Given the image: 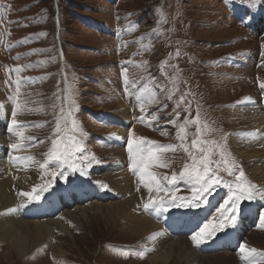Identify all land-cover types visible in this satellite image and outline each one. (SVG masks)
<instances>
[{"label": "rangeland", "instance_id": "rangeland-1", "mask_svg": "<svg viewBox=\"0 0 264 264\" xmlns=\"http://www.w3.org/2000/svg\"><path fill=\"white\" fill-rule=\"evenodd\" d=\"M18 67L19 71L13 70ZM260 83H264V0H0V141L8 151L11 145L20 143L24 154H32L37 159L36 185L43 186L54 180L40 200L30 205H43L57 194L59 212L68 213L76 205L88 207L93 201L121 202L135 194L134 191L127 195L123 191L113 194L105 177L107 173L131 170L128 164H108H113L114 159L107 147L126 149L122 150L123 155L130 162L128 137L118 140L111 135L112 128L101 117L124 108L127 121L120 128L131 131L134 137L164 146L157 153V162L149 166V171L162 184L167 185L164 177L179 175L185 164H191L184 145L197 159L203 155L199 148L208 150L213 161L211 167L221 183L206 200L200 201L199 207L164 205L170 215L197 211L194 218L204 225L218 215L215 209L228 197L227 183H235V175H229L226 167H232L235 162L243 169L246 179L254 183L248 164L251 158L233 155L225 135H234L236 139L231 143L240 141L242 145L237 148L244 150L241 152L244 156L253 151L264 161V124L261 119L253 118L264 117V89L259 87ZM251 101L259 102L260 106H248ZM197 114L199 139L209 143L193 149L191 142L197 139V124L185 125L187 135L183 140L177 133L185 117L191 121ZM13 119L19 121V126L9 131L8 124ZM57 119L60 133L53 131ZM13 133L22 134L20 142L12 138ZM58 136L61 147L80 150L77 155L85 158L86 175L77 171L64 179L59 175L54 179L51 172L58 169L52 162L44 169L39 167ZM92 157L99 162H93ZM224 160L228 161L227 166ZM128 171L123 172L133 182L132 185L125 182L127 188L136 189L131 176L134 171ZM233 171L238 174L235 167ZM121 175L120 172L110 179L118 187L122 179L117 177ZM86 185L89 194L81 198L83 191L78 194V189ZM68 188L69 198L65 199L63 195ZM93 189L103 195L95 198L90 193ZM172 190L178 197L192 194L185 181H176ZM38 193L39 189L34 195ZM137 194L139 198L140 193ZM150 195L167 200L170 193L157 192L154 188ZM27 199L18 198L17 203H25ZM139 201L134 210L138 208L143 213L140 210L143 201ZM250 201L241 202L234 227L225 228L206 241L235 231L232 234L236 240L234 237L230 248L224 245L220 248L221 241L214 245L216 241L211 247L217 250L207 252L198 251L196 245L190 244L199 258L195 264H205L200 260L205 255L219 254L226 249L234 253L235 264H251L248 258L241 260L239 251L241 243L250 249L251 240L261 243L259 248H254L260 255L264 254V223L260 221L264 204L251 208ZM145 213L153 219L165 217L177 223L174 237L182 235L187 227H192L187 236L197 231H194L195 220L181 228L182 221L177 218L167 215L157 218L159 213L154 209L151 214L146 210ZM19 214L20 220L28 217L20 211ZM77 216L72 215L75 221L68 225V232L54 230L40 245L21 258L12 259L11 263L152 264L150 255L161 249H152L145 244L144 237L131 235L120 218L114 217V223L108 224L102 215ZM39 217L35 218L43 219ZM248 217L252 219L247 220ZM55 244L64 251V257L53 252ZM7 248V243L0 242V264L4 263ZM145 249L150 251L141 257L138 253ZM122 251H129V255H122ZM171 257L168 264H186L177 254Z\"/></svg>", "mask_w": 264, "mask_h": 264}, {"label": "bare ground", "instance_id": "bare-ground-1", "mask_svg": "<svg viewBox=\"0 0 264 264\" xmlns=\"http://www.w3.org/2000/svg\"><path fill=\"white\" fill-rule=\"evenodd\" d=\"M262 101L263 100H261V102ZM247 104L250 107L260 106L259 102H252L250 103V105L249 103ZM252 111L256 113V110L252 109ZM124 115L126 117H124ZM127 115L128 114H126L124 108H121L116 113H109L107 115L104 114L103 116H101L102 122L107 124L108 127L112 128L110 132L111 135L114 134V136L118 140L122 138H127L129 136V132H127L128 130L120 128V124L126 123ZM255 116H253V118L261 119V123L264 124V117L262 118L260 115H258L257 117ZM115 124H117L116 128L119 130L113 129ZM16 126L17 125H13L12 122L8 124V127L10 129L9 131H12L11 129ZM21 136L22 134L13 133L12 138L20 142V139H22ZM225 136V138L230 141L236 139L231 133H229L228 136ZM229 142L227 145L233 155L238 156L240 158L242 157V159L249 156V158H251L252 160L248 163L250 165L249 172L251 173L250 177L254 180V183L257 185V189L256 199L250 201L251 208H255L256 204L258 203L264 204V161L262 162L259 160L260 158H262L261 155L259 156V154L257 155L256 152L251 151L247 153L246 156H244L245 154L241 153L244 150L239 151V148H237L242 145L241 143H239L240 141H238V143ZM17 145L18 147L16 149L10 147V150L8 151V149L2 147L4 145H2V142L0 141V210H2V214L0 215V242L8 244V248L6 249L3 257V264H12V259L21 258L30 250H33L35 246L40 245V243L44 241L45 237H48L53 234L54 230H59L60 232H68V225L75 221L74 218H71L72 215H78L80 217L87 218L88 213L104 216V220L108 224H111V222L114 223V220H112V218H120L124 221V228L126 229V231L131 233V235H134L136 237H144L145 244L150 245L152 249L158 248L159 250V248H161L160 251L157 252L154 256L150 255L151 258L149 262L152 264H168L170 257L174 254H177L179 256V259L185 262L186 264H195L199 261L198 254L189 247L190 244H192L193 242L190 239V236H187V233L191 231L192 227L184 228L182 235L174 237V235L172 234H176V232L178 231L177 223L173 222L170 219L168 220L165 217H162V219L158 220L146 215L144 204L148 202V198L151 193H149V190L145 188L144 185L141 183L139 175L137 174L138 171L136 173L133 172V175H131L133 180H135V183L133 184L136 185L137 190L135 189V187L132 186L130 188H127L126 183L130 184L133 181L132 179L126 176V172H123L124 170L128 171L126 169H123V171H119L117 173H107L105 175L106 179L109 181L108 189H113V194L121 193V191H123V193H125L126 195L131 191L135 192L134 195L130 194L126 196L125 199L121 202L115 201L109 202L107 204H101L98 201H93V203L90 204L88 207H80L76 205L72 212L62 213L59 212L61 205L58 201V196L57 194H53L50 200L45 201L43 205L27 204L25 207L22 208L16 206V204H18L17 199L22 197L19 195V193L32 191L33 187L36 186L37 182L35 172V162L37 159L33 156H30L32 154H24L25 151L23 149L22 144L19 143ZM106 149H108V151H113H111V157L114 159L113 164H108H111V166H114L115 164H117V166L118 164L129 165L130 162L127 161L126 158H124L125 155H123V151H126V149L123 150L121 147H107ZM263 151L264 149L262 150V154L264 153ZM14 157H20L22 159H14ZM27 157H32V159H25ZM120 172L122 173V175L121 177L117 178H121L122 181H120V187H118L116 186L115 181H111L110 179L112 176H115ZM86 187L87 185L85 186V188L78 189V194L83 191L80 195L81 198L87 197L89 194L87 192L89 191V189H86ZM69 191V188L65 189V195H67L66 197L69 196ZM90 191H92L93 195H96L97 193L93 192L96 191L94 189ZM99 193L98 195H96V197L100 195ZM137 193H140L139 198ZM139 200H141V202L143 201V207L140 205V210L142 211L143 209V213H140L138 208L134 210L135 205H137L136 202ZM11 208H17L18 210L11 214H5L7 210ZM19 211L22 212V214L24 213L29 218L27 217L24 220H20ZM39 212H42V215L39 214ZM162 212L163 213L158 214L157 218H160L159 216H168V214H171V212H168V209L167 211ZM37 215L43 217V219L35 218ZM154 233H163V235L153 237ZM230 237L231 238H229V240L227 239L225 241L224 239V246L226 248H230L232 246L231 243L234 242L235 235L232 234ZM257 237H260V233L257 234ZM253 242L254 243H252L251 240L250 247L254 248L255 246L259 248V242ZM218 244L219 242L215 243L214 245ZM53 252L58 253L59 255L64 257V251L62 249H59L56 244L53 245ZM260 258L263 260H260ZM200 260H202L205 264H235L236 259L232 250L226 249L224 251H221L219 254L205 255V258ZM247 260H249L248 262H250L251 264H257L258 261H262L261 263L264 264V254L260 255V252L257 251V253L253 254L251 257H248Z\"/></svg>", "mask_w": 264, "mask_h": 264}, {"label": "snow or ice", "instance_id": "snow-or-ice-1", "mask_svg": "<svg viewBox=\"0 0 264 264\" xmlns=\"http://www.w3.org/2000/svg\"><path fill=\"white\" fill-rule=\"evenodd\" d=\"M14 71H19L20 68L13 69ZM19 86L20 81L16 82ZM259 87L264 89V83H260ZM19 91V87L17 88ZM143 91V90H142ZM67 97H65V100ZM183 99V97L181 98ZM246 100L248 98H245ZM20 105L17 104V108ZM144 111L145 109H141ZM63 111V109H61ZM16 115V112L13 111V116ZM177 116H179V112H177ZM189 123L197 124L196 135L197 139L192 140L191 146L193 149H196L198 145L207 144L208 141H202L199 139L200 136V127H199V119L198 114L197 118L191 121L185 117V123L180 126V129L177 133L178 137L183 140L187 133L185 131V125ZM13 125H18V122L13 119ZM56 133L61 132L60 121L57 119V124L55 129L53 130ZM244 135L252 136L251 133H246ZM74 139V138H73ZM13 149L18 147L17 144L11 145ZM164 146H157L156 142L147 140L143 137H134L131 132H129L128 140H127V148L129 154V168L134 172H137L140 178L141 183L145 188L149 190V193L155 188L157 192L163 190L167 193H170V196L167 200L164 197L159 195L157 196H149L148 202L144 204V209L151 211L154 209L156 213H160L161 211H167V208L164 205L167 203L169 206L181 207V208H196L200 206L201 200H206L207 195L214 191V189L221 183V180L217 176L216 170L211 167L213 161L210 159V153L207 149L201 147L199 151L203 153L199 159H197L196 155L189 151L187 145H184V150L189 152L191 157V164H185L183 169L180 171L179 175L173 173L172 177H164L167 181V185L162 184L161 181L156 179V176L150 172L149 166L158 160L157 153L163 149ZM168 147H174L173 145H169ZM80 150L78 148H70V147H61V138L58 136L57 139L52 141V148L46 154V159L43 163L39 164L41 169L47 167L49 162H52L58 169V171L51 172L52 177L55 179L57 175H59L60 179H64L69 175L70 172H80L81 175H86V168L84 167L85 158L82 156H78L77 153ZM223 156V153H221ZM14 159H22L20 157H14ZM25 159H32V157H27ZM80 161V166H77V162ZM92 161L98 163L95 157H92ZM223 163L227 166L228 161L224 160ZM91 166V165H89ZM233 167H235L238 171V174L233 171ZM229 175H235V183H227V187L229 189L228 197L219 204V206L215 209V213L218 215H214L212 219L208 220L202 227L199 228V231L193 232L190 239L193 244L199 246L205 243L209 238L215 236L217 232L228 228L234 227L239 218V213L241 211L240 204L245 200H254L256 199V189L257 185L248 181L245 177V173L242 168H239L233 162L232 167H226ZM176 181H185L191 187V196L178 197L176 192L172 190L175 188ZM53 181H48L45 185H36L33 187L30 192H21L19 193L22 197H27V201L24 204L19 205L20 208L25 207L27 204H30L34 201H39L43 192L47 191L48 188L51 187ZM171 186V188L169 187ZM106 189L107 185H103ZM37 189H39V193H37ZM181 201V203H177V201ZM17 208L8 209L5 214H11L16 212ZM261 223H264V213H261L260 216ZM163 235V233H154L153 237ZM146 251H150V249H145L139 251V255L142 257ZM239 251L242 254L241 260H245L248 257H251L253 254L257 253V249L251 248L249 249L245 244L241 243L239 245ZM122 255H129V251H122ZM133 254H137L133 252Z\"/></svg>", "mask_w": 264, "mask_h": 264}]
</instances>
